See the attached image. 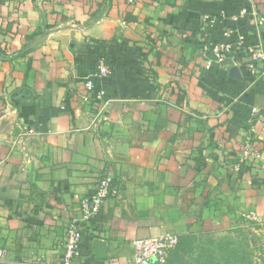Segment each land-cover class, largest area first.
Returning <instances> with one entry per match:
<instances>
[{
    "label": "crops",
    "instance_id": "1",
    "mask_svg": "<svg viewBox=\"0 0 264 264\" xmlns=\"http://www.w3.org/2000/svg\"><path fill=\"white\" fill-rule=\"evenodd\" d=\"M238 38L237 66L205 69L204 45ZM258 43L264 0H0V264H60L101 173L114 193L76 264H128L137 238L236 215L264 222V169L232 171L246 136L264 164V75L244 66Z\"/></svg>",
    "mask_w": 264,
    "mask_h": 264
},
{
    "label": "built area",
    "instance_id": "2",
    "mask_svg": "<svg viewBox=\"0 0 264 264\" xmlns=\"http://www.w3.org/2000/svg\"><path fill=\"white\" fill-rule=\"evenodd\" d=\"M246 13L244 7H240L233 19ZM262 18L258 19L260 22ZM241 38L231 40L211 42L201 49V55L204 59V67L223 68L237 66L239 64V54L242 51ZM246 53L249 56L244 64L249 76L256 79L264 75V48L260 43L247 46ZM108 72V66L105 63L103 54H99L96 63L95 77H104ZM85 86L93 89V81L88 79ZM100 90L97 95H102ZM264 127V122H263ZM261 150L254 145L250 136L244 137L239 154L232 164V171L239 172L246 165L259 166L264 169V164L259 163ZM114 193L113 177L109 173H101L97 176L94 184V190L88 196L78 200V210L75 216H72L64 227L60 264H76L83 250L82 227L99 213L104 201ZM178 236L174 234H164L159 236H149L137 238L132 242V255L128 264H164L170 251L177 243ZM5 255V250L0 248V259Z\"/></svg>",
    "mask_w": 264,
    "mask_h": 264
},
{
    "label": "rangeland",
    "instance_id": "3",
    "mask_svg": "<svg viewBox=\"0 0 264 264\" xmlns=\"http://www.w3.org/2000/svg\"><path fill=\"white\" fill-rule=\"evenodd\" d=\"M164 264H264V222L236 215L224 227L178 236Z\"/></svg>",
    "mask_w": 264,
    "mask_h": 264
},
{
    "label": "water",
    "instance_id": "4",
    "mask_svg": "<svg viewBox=\"0 0 264 264\" xmlns=\"http://www.w3.org/2000/svg\"><path fill=\"white\" fill-rule=\"evenodd\" d=\"M93 246H94V250H95L97 256H99V257L102 256L104 248L102 246H100L98 242H95L93 244Z\"/></svg>",
    "mask_w": 264,
    "mask_h": 264
},
{
    "label": "trees",
    "instance_id": "5",
    "mask_svg": "<svg viewBox=\"0 0 264 264\" xmlns=\"http://www.w3.org/2000/svg\"><path fill=\"white\" fill-rule=\"evenodd\" d=\"M104 55V58H105V63H106V65H109L108 64V62H107V59H106V54H103ZM97 58H98V55H97V57H96V60H95V62L97 63ZM96 65V64H95ZM171 252V251H170ZM170 254V253H169ZM168 259V258H167ZM167 261V260H166Z\"/></svg>",
    "mask_w": 264,
    "mask_h": 264
}]
</instances>
